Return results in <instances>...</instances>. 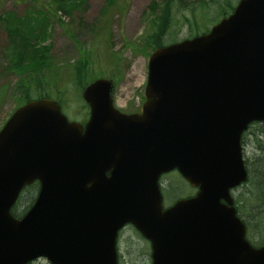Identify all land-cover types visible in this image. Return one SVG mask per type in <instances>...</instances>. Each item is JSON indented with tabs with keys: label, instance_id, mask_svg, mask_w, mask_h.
I'll list each match as a JSON object with an SVG mask.
<instances>
[{
	"label": "water",
	"instance_id": "1",
	"mask_svg": "<svg viewBox=\"0 0 264 264\" xmlns=\"http://www.w3.org/2000/svg\"><path fill=\"white\" fill-rule=\"evenodd\" d=\"M112 87H84V124L43 97L0 128V264H118L125 224L149 241L150 264H264L230 195L247 179L242 133L264 121V0H238L207 32L156 47L139 112L117 109ZM174 169L197 191L163 208L159 177Z\"/></svg>",
	"mask_w": 264,
	"mask_h": 264
},
{
	"label": "trees",
	"instance_id": "2",
	"mask_svg": "<svg viewBox=\"0 0 264 264\" xmlns=\"http://www.w3.org/2000/svg\"><path fill=\"white\" fill-rule=\"evenodd\" d=\"M18 1L25 5L23 11L0 12V29L5 36L4 42L0 45V75L17 76L14 85L10 81L0 85V100L16 93V105H20L30 99L49 97L55 99L67 113L73 109H68L69 105L66 101L69 88L73 85L77 87L78 98L83 100L81 90L84 85L98 77H95L97 73L104 74V72L93 71L87 79V70H90V65L93 66L94 61L89 64L90 52L83 55L81 49V55L73 62L68 60L58 65L50 52L52 43L49 38L53 23L58 22L65 28L61 15L72 17L74 11H84L87 0ZM236 2L237 0L152 1L151 31L146 35L149 38L147 47L153 50L157 46L177 41V32L183 23L188 27L187 37L208 31L213 23L232 11ZM186 12L189 15H186ZM178 16L180 19L177 18ZM60 66L67 70L70 79L58 85L56 72L51 73V69L52 67L58 69ZM83 104L87 110L86 104ZM251 128L256 132H249V138L256 143L255 151L259 155L246 161L249 167L250 186L246 193L239 192L235 200L238 214L248 227V232L262 242L264 241V122L254 123ZM36 188L35 183L27 186L22 197L19 198L20 204H17L24 210L33 200ZM20 199L24 201L21 203ZM17 204L12 208L14 215L18 209ZM136 234L139 236L138 233Z\"/></svg>",
	"mask_w": 264,
	"mask_h": 264
},
{
	"label": "rangeland",
	"instance_id": "3",
	"mask_svg": "<svg viewBox=\"0 0 264 264\" xmlns=\"http://www.w3.org/2000/svg\"><path fill=\"white\" fill-rule=\"evenodd\" d=\"M152 1L161 0H87L84 11H74L72 17L61 15L64 27L54 22L49 41L52 43L50 50L55 62L60 65L66 61H74L83 50V55L90 52V70H87L88 79L93 71L102 70L96 76L108 77L113 82L111 96L113 103L120 111H133L138 108L144 95L146 82L147 59L151 49L147 47L149 38L146 36L151 31L150 4ZM25 5L18 0H0V12L4 10L23 11ZM186 15H189L187 12ZM180 19V16L177 17ZM188 27L183 23L177 32V39L186 38ZM5 36L0 29V45ZM89 49V51H88ZM1 58V57H0ZM1 61V59H0ZM1 69V67H0ZM56 72L58 85L70 79L67 70L60 66L52 67L51 73ZM1 73V71H0ZM17 80L15 75H0V85L10 81L13 85ZM66 101L69 108L68 115L71 119L84 118L86 107L83 100H79L78 88L70 87ZM17 94H11L0 100V126L7 116L17 106ZM252 131L256 132L255 129ZM258 132V129H257ZM253 134V133H252ZM254 141L251 139L244 145L245 157L253 159L259 154L255 151ZM168 176V177H166ZM174 179V180H171ZM172 185V191L164 196L165 205L178 196L192 193V188L174 173L166 174L161 178V186L165 191L166 186ZM248 184V185H247ZM242 187L246 193L250 184ZM21 203L24 201L20 199ZM18 210L22 208L18 205ZM243 216V215H242ZM246 237L259 244L260 239L246 231ZM118 252L120 264H150V248L147 241L138 236L130 226H125L118 239ZM30 264H47L44 259H38Z\"/></svg>",
	"mask_w": 264,
	"mask_h": 264
},
{
	"label": "flooded vegetation",
	"instance_id": "4",
	"mask_svg": "<svg viewBox=\"0 0 264 264\" xmlns=\"http://www.w3.org/2000/svg\"><path fill=\"white\" fill-rule=\"evenodd\" d=\"M140 105V104H139ZM139 107L140 106H138V108L137 109H135V110H133V111H129V112H135V111H138L139 110ZM126 112V111H125ZM84 122V121H83ZM37 186V188H36V191H35V193L37 192V190H38V185H36ZM23 194V193H22ZM22 194H21V196L20 197H22Z\"/></svg>",
	"mask_w": 264,
	"mask_h": 264
}]
</instances>
